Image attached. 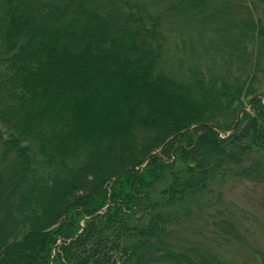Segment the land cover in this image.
<instances>
[{"label":"trees","instance_id":"obj_1","mask_svg":"<svg viewBox=\"0 0 264 264\" xmlns=\"http://www.w3.org/2000/svg\"><path fill=\"white\" fill-rule=\"evenodd\" d=\"M263 87L264 0H0V264H264L229 208L178 243L264 183Z\"/></svg>","mask_w":264,"mask_h":264},{"label":"rangeland","instance_id":"obj_2","mask_svg":"<svg viewBox=\"0 0 264 264\" xmlns=\"http://www.w3.org/2000/svg\"><path fill=\"white\" fill-rule=\"evenodd\" d=\"M261 91H264V87L261 89ZM204 153L206 154V152ZM257 158L263 159L264 153L259 151ZM211 164L212 162H210L209 167ZM5 166L9 167L8 164ZM180 168L182 170V175L180 176L186 177L188 171H186L183 166H179L178 169ZM172 180L173 178H171V176L168 174V176H165L160 182L156 183L152 190V197L154 199H162V193L166 191L171 185ZM8 182L9 181L5 176L2 178V183L0 184V207L4 209L6 208V202L3 198L5 194L2 191L4 190V187L5 190H7L8 185L11 186V184ZM207 191L210 193L205 195L202 193V199H200V197L189 199V201H211L210 206L215 205L214 207H216L211 213L209 210H207V212L205 211L201 213L202 217H205L206 220L209 221L208 228L204 230V232L207 234V237L204 240H199L197 238L198 228L192 231L185 230L181 231L182 236L179 237L178 243L185 244L190 241H199L204 243V247L202 246V249H208L205 247V243L209 245L210 248L213 247L214 250L218 249L216 243L212 241L214 238V236H212V231L214 229L212 221L215 219L213 216L216 215H214L215 212L229 208V211L234 213L235 218L241 220L242 224L240 226L238 225V231L241 232V234L244 235L248 240H250L251 249H264V209L262 206H260L261 203H264V183L258 184L250 180L237 179H227L221 182L216 180L209 184ZM219 195L220 198L218 199ZM208 204L209 202L205 204V206ZM174 211H179V207L174 206ZM0 216L2 218L1 214ZM1 223L2 221H0V227L2 226ZM9 226L10 225L7 224L6 229H8ZM107 231H109V229H106V232ZM130 234L132 235V232H130ZM229 250H221V253L225 255V257L228 254L227 256L233 262V264H252L250 261H248L249 258L247 259L244 257V259H242L239 257L240 255L236 251ZM256 258L262 261L258 256H256Z\"/></svg>","mask_w":264,"mask_h":264},{"label":"water","instance_id":"obj_3","mask_svg":"<svg viewBox=\"0 0 264 264\" xmlns=\"http://www.w3.org/2000/svg\"><path fill=\"white\" fill-rule=\"evenodd\" d=\"M173 140V137L170 138L164 145L163 147L160 149V150H163L171 141Z\"/></svg>","mask_w":264,"mask_h":264}]
</instances>
